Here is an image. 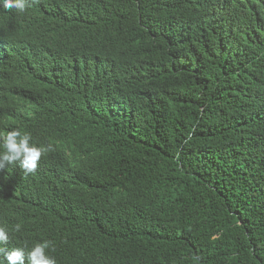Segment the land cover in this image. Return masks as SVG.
Wrapping results in <instances>:
<instances>
[{"label": "trees", "instance_id": "obj_1", "mask_svg": "<svg viewBox=\"0 0 264 264\" xmlns=\"http://www.w3.org/2000/svg\"><path fill=\"white\" fill-rule=\"evenodd\" d=\"M13 129L51 147L34 174L0 170L9 251L264 264V0L0 2Z\"/></svg>", "mask_w": 264, "mask_h": 264}, {"label": "clouds", "instance_id": "obj_2", "mask_svg": "<svg viewBox=\"0 0 264 264\" xmlns=\"http://www.w3.org/2000/svg\"><path fill=\"white\" fill-rule=\"evenodd\" d=\"M6 9H15L19 13H23L27 6L28 0H0ZM30 133L22 132L20 129L8 131L6 135L0 134V147L4 150L0 152V170L7 165H13L19 162V166L24 170L25 174L35 173L38 162L41 157L46 155L51 146H37L32 143ZM10 231L20 232L21 225L16 224L14 229H8L0 226V264H57L54 256L48 254V250L55 251L52 242L45 240L37 242L30 251L25 252L24 247L13 248L9 251Z\"/></svg>", "mask_w": 264, "mask_h": 264}]
</instances>
